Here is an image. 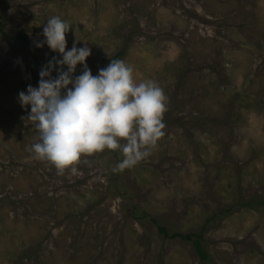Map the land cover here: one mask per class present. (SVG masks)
Segmentation results:
<instances>
[{"label": "rangeland", "instance_id": "rangeland-1", "mask_svg": "<svg viewBox=\"0 0 264 264\" xmlns=\"http://www.w3.org/2000/svg\"><path fill=\"white\" fill-rule=\"evenodd\" d=\"M52 15L93 74L118 58L163 88L164 135L134 166L30 151L17 95L59 57L34 43ZM0 264H264V0H0Z\"/></svg>", "mask_w": 264, "mask_h": 264}, {"label": "clouds", "instance_id": "clouds-1", "mask_svg": "<svg viewBox=\"0 0 264 264\" xmlns=\"http://www.w3.org/2000/svg\"><path fill=\"white\" fill-rule=\"evenodd\" d=\"M70 27L67 19L52 15L42 28L44 39L34 42L36 47L46 44L59 57L41 65L37 84L17 95L39 137L30 151L58 171L75 173L83 154L104 149L121 154L113 171L132 167L164 135L167 96L157 81L137 80L134 67L123 59H110L93 74L86 64L91 53L87 43L78 47L73 41L66 49ZM78 64L82 71L75 74Z\"/></svg>", "mask_w": 264, "mask_h": 264}, {"label": "trees", "instance_id": "trees-1", "mask_svg": "<svg viewBox=\"0 0 264 264\" xmlns=\"http://www.w3.org/2000/svg\"><path fill=\"white\" fill-rule=\"evenodd\" d=\"M46 63V62H44ZM160 230H162L163 234H166L165 230H163L161 227H159ZM176 235L175 233L171 234V236ZM183 238L187 239V240H192V236L190 234H186V235H182ZM200 238V236H199ZM194 247L198 253V255L202 258L205 259V252H203V250H201V246H200V242L197 239H193L192 240Z\"/></svg>", "mask_w": 264, "mask_h": 264}]
</instances>
